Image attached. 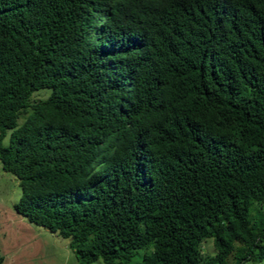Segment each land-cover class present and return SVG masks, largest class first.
<instances>
[{
	"label": "trees",
	"instance_id": "trees-1",
	"mask_svg": "<svg viewBox=\"0 0 264 264\" xmlns=\"http://www.w3.org/2000/svg\"><path fill=\"white\" fill-rule=\"evenodd\" d=\"M0 165L77 264L264 263V0H0Z\"/></svg>",
	"mask_w": 264,
	"mask_h": 264
},
{
	"label": "rangeland",
	"instance_id": "rangeland-1",
	"mask_svg": "<svg viewBox=\"0 0 264 264\" xmlns=\"http://www.w3.org/2000/svg\"><path fill=\"white\" fill-rule=\"evenodd\" d=\"M45 91L35 93L32 98L45 99ZM22 119L18 120L20 124ZM8 136L4 139V144ZM21 196L18 180L2 171L0 165V257L1 264H77L69 240L29 222L19 215L14 206ZM216 254L212 240L202 244V263L207 264ZM232 262L229 258L228 263ZM92 264H105L97 260ZM245 264H264L247 262Z\"/></svg>",
	"mask_w": 264,
	"mask_h": 264
}]
</instances>
